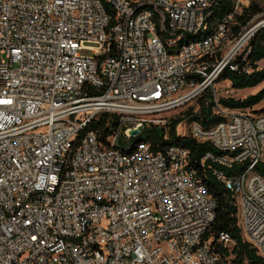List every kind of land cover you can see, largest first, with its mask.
Listing matches in <instances>:
<instances>
[{
    "label": "built area",
    "instance_id": "obj_1",
    "mask_svg": "<svg viewBox=\"0 0 264 264\" xmlns=\"http://www.w3.org/2000/svg\"><path fill=\"white\" fill-rule=\"evenodd\" d=\"M221 1L0 0V264H230L231 235L205 238L216 204L189 150L140 141L174 115L177 137L222 153L201 170L247 164L212 174L264 259V111L225 108L234 90L216 88L264 17L237 31L255 0L215 19ZM200 105L222 120H192ZM101 115L117 121L107 145L89 130Z\"/></svg>",
    "mask_w": 264,
    "mask_h": 264
},
{
    "label": "trees",
    "instance_id": "obj_2",
    "mask_svg": "<svg viewBox=\"0 0 264 264\" xmlns=\"http://www.w3.org/2000/svg\"><path fill=\"white\" fill-rule=\"evenodd\" d=\"M231 10L228 1L222 0L218 7L215 8L213 18L220 19ZM263 8H260L255 2L250 3L244 8L243 13L239 16L238 22L240 27L245 26L246 23L255 15L262 13ZM264 61V27L255 33L242 54L233 62L232 65L237 67L236 71H231L226 68L222 73L219 81H228L233 90L255 89L264 84V68L259 69V62ZM248 71V72H246ZM264 100V86L255 94L250 95L244 99L221 98L219 103L228 109H252ZM201 103V102H200ZM264 109L255 111L263 112ZM192 109L187 113L191 115ZM181 115V114H180ZM182 118L170 119L168 132L165 128H150L144 133V137L140 141L150 144L151 150L154 152L163 151L166 148L173 146L183 147L190 152L192 167L197 171L202 183L206 187L208 194L215 200V219L205 238H210L212 242L215 240L219 232H227L236 241L232 254L233 259L230 264H264V259L257 255L256 251L241 237L238 228V210L235 200L230 193L226 191L224 186L216 180L212 174V169H216L226 173L227 175L241 173L247 164L235 165L232 169H226L219 165L206 163L205 170H201L198 163L206 153L213 155H221L222 153L214 149L210 143H198L189 136L177 137L175 127L181 123ZM198 121L205 128H211L218 124L222 118L212 113V106L205 108L200 105L198 112L191 118ZM117 121L114 116L107 117L101 115L93 124L90 125L89 130L96 131L99 140L107 145V139L115 134ZM165 136L167 137L165 139ZM210 165V168H208ZM254 173L260 175L264 180V163H258L254 167ZM224 256H227L225 253Z\"/></svg>",
    "mask_w": 264,
    "mask_h": 264
},
{
    "label": "rangeland",
    "instance_id": "obj_3",
    "mask_svg": "<svg viewBox=\"0 0 264 264\" xmlns=\"http://www.w3.org/2000/svg\"><path fill=\"white\" fill-rule=\"evenodd\" d=\"M254 2H255L256 4H258L260 8H263V11H262L261 15L256 16V17L254 18V21H253L252 24L250 25L249 29H250L251 27H253V26L257 23V21H259L258 18H259L260 16H261V17H264V0H255ZM81 54H83V55H89V53H88V52H85V51L81 52ZM258 68H259V69H263V68H264V61L259 62V64H258ZM225 83H226V81L218 82V83H217V86H216L217 90L221 91L222 88H223V85H224ZM263 86H264V84L261 85L260 87H256V88L253 89V90H243V91H240V90H239V92H237V91H233V93H232V95L230 96V98H234V99H236V100H237V99H244V98H246V97H248V96H250V95H253V94L257 93L258 90L261 89ZM221 98H222V97H221ZM263 108H264V101H262L260 104L257 105V107L255 106V107L252 108L251 110H253V111H259V109H263ZM172 114H173V113H172ZM172 116H173V115H172ZM174 116H175V117H172V119H174V118H175V119L178 118L177 115H174ZM185 123H187V121H186ZM180 128H181V124L177 125V126L175 127V130H176L177 132H179V129H180ZM176 131H175V133H176ZM166 132H168V130H166ZM184 132H185V134H187L186 129H184Z\"/></svg>",
    "mask_w": 264,
    "mask_h": 264
},
{
    "label": "water",
    "instance_id": "obj_4",
    "mask_svg": "<svg viewBox=\"0 0 264 264\" xmlns=\"http://www.w3.org/2000/svg\"><path fill=\"white\" fill-rule=\"evenodd\" d=\"M262 27H263V26H260V27L257 29V31H259ZM257 31H256V32H257ZM136 133H137V131H132L130 134H131V135H134V134H136ZM114 146H115L116 148H118V149H121L125 154H130V153L132 152V149H131L130 146H128V145H124V144L120 143L117 139H116L115 142H114Z\"/></svg>",
    "mask_w": 264,
    "mask_h": 264
},
{
    "label": "crops",
    "instance_id": "obj_5",
    "mask_svg": "<svg viewBox=\"0 0 264 264\" xmlns=\"http://www.w3.org/2000/svg\"><path fill=\"white\" fill-rule=\"evenodd\" d=\"M260 87V86H259ZM245 90H253V89H245ZM260 90V89H259ZM258 90V91H259ZM234 91H237V90H234ZM240 91H243V90H240ZM237 92H239V91H237ZM264 101V100H263ZM257 107V106H256ZM264 109V108H263ZM259 110H262V109H259Z\"/></svg>",
    "mask_w": 264,
    "mask_h": 264
}]
</instances>
